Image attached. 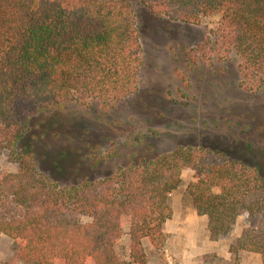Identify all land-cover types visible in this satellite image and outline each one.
<instances>
[{"label":"trees","instance_id":"obj_1","mask_svg":"<svg viewBox=\"0 0 264 264\" xmlns=\"http://www.w3.org/2000/svg\"><path fill=\"white\" fill-rule=\"evenodd\" d=\"M158 17L199 25L221 18L200 49L237 57L241 83L264 84V0H140ZM210 46V47H208ZM141 44L132 9L116 0H0V156L19 164L0 173V235L31 264H146V240L162 248L170 194L183 170L187 194L206 218L210 241L229 235L240 216L252 223L230 242L264 264V178L225 153L180 146L112 175L59 186L38 170L20 142L31 118L69 102H122L138 89ZM127 229L128 256L116 248ZM0 264H9L6 262Z\"/></svg>","mask_w":264,"mask_h":264},{"label":"rangeland","instance_id":"obj_2","mask_svg":"<svg viewBox=\"0 0 264 264\" xmlns=\"http://www.w3.org/2000/svg\"><path fill=\"white\" fill-rule=\"evenodd\" d=\"M116 1L126 3L136 19L142 60L137 91L116 104L69 102L35 114L19 151L32 145L39 172L59 186L104 178L180 146L260 164L264 178V84H242L233 53L199 47L221 14L185 24L151 14L140 0ZM18 170L19 164L0 156V173ZM180 178L169 198L172 216L163 247L143 241L146 264H233L225 250L252 221L238 217L231 233L214 244L206 218L197 215L187 194L192 173L183 170ZM128 245L125 229L116 248L123 258ZM243 255L240 264H260L257 254ZM3 262L31 264L17 259L14 242L0 235Z\"/></svg>","mask_w":264,"mask_h":264},{"label":"crops","instance_id":"obj_3","mask_svg":"<svg viewBox=\"0 0 264 264\" xmlns=\"http://www.w3.org/2000/svg\"><path fill=\"white\" fill-rule=\"evenodd\" d=\"M167 222H169V220H168ZM167 222H166V225H165V226H167V224H168ZM166 228H167V227H166ZM211 242H213L214 244H216V243H215L216 241H215V242H214V241H211ZM246 253H247V252H242V253H240V258H243V256H244L243 254H246ZM225 254H228V255H229L228 252L226 253V250H225ZM176 256L179 258V257H180V254H176ZM185 256H186V254L181 253V257H185ZM259 260H260V257H259Z\"/></svg>","mask_w":264,"mask_h":264}]
</instances>
